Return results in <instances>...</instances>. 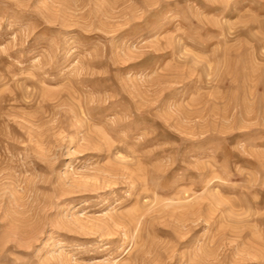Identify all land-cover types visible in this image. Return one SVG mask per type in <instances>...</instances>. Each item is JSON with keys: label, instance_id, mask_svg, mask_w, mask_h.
<instances>
[{"label": "rangeland", "instance_id": "374dc122", "mask_svg": "<svg viewBox=\"0 0 264 264\" xmlns=\"http://www.w3.org/2000/svg\"><path fill=\"white\" fill-rule=\"evenodd\" d=\"M0 264H264V0H0Z\"/></svg>", "mask_w": 264, "mask_h": 264}]
</instances>
